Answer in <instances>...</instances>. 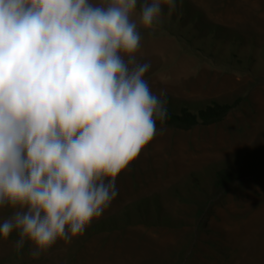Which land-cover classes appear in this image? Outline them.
Here are the masks:
<instances>
[{
	"label": "clouds",
	"instance_id": "9594fccd",
	"mask_svg": "<svg viewBox=\"0 0 264 264\" xmlns=\"http://www.w3.org/2000/svg\"><path fill=\"white\" fill-rule=\"evenodd\" d=\"M176 5L0 0V209L13 210L0 240L15 232L38 259L110 208L117 178L166 130L167 93L137 54L140 29Z\"/></svg>",
	"mask_w": 264,
	"mask_h": 264
},
{
	"label": "rangeland",
	"instance_id": "374dc122",
	"mask_svg": "<svg viewBox=\"0 0 264 264\" xmlns=\"http://www.w3.org/2000/svg\"><path fill=\"white\" fill-rule=\"evenodd\" d=\"M188 1L205 25L242 39L239 57L249 70L203 59L174 36L141 28L137 59L151 64L145 78L157 95L166 91L172 110L238 98L240 108L218 124L164 127L117 178L116 199L82 237L33 259L28 243L15 248L14 232L0 240V264H264V173L211 195L216 171L264 147V0ZM164 16L167 23V7ZM12 213L0 209V223Z\"/></svg>",
	"mask_w": 264,
	"mask_h": 264
},
{
	"label": "trees",
	"instance_id": "16d2710c",
	"mask_svg": "<svg viewBox=\"0 0 264 264\" xmlns=\"http://www.w3.org/2000/svg\"><path fill=\"white\" fill-rule=\"evenodd\" d=\"M203 16L202 11L193 7L188 0H177L175 10L169 15V21L167 23L163 21L157 31L168 33L186 48L203 53L201 55L203 59L214 63H226L233 70L248 71L244 57H239L240 48L243 46L242 39L231 35L219 25L211 27L205 25ZM204 29L210 31V34L206 35ZM225 53L228 59L225 58ZM240 105L241 99L238 98L231 103H219L213 100L195 111L183 105L178 110L168 108V118L163 127L188 131L218 124L229 114L237 111ZM157 127L161 125L158 123ZM262 173H264V147L246 152L237 167L216 171L211 195L217 198L242 181L255 178Z\"/></svg>",
	"mask_w": 264,
	"mask_h": 264
}]
</instances>
